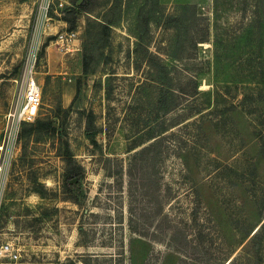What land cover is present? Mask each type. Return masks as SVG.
Listing matches in <instances>:
<instances>
[{
  "label": "rangeland",
  "instance_id": "374dc122",
  "mask_svg": "<svg viewBox=\"0 0 264 264\" xmlns=\"http://www.w3.org/2000/svg\"><path fill=\"white\" fill-rule=\"evenodd\" d=\"M69 7L0 0V264H264V0H95L65 40Z\"/></svg>",
  "mask_w": 264,
  "mask_h": 264
},
{
  "label": "trees",
  "instance_id": "16d2710c",
  "mask_svg": "<svg viewBox=\"0 0 264 264\" xmlns=\"http://www.w3.org/2000/svg\"><path fill=\"white\" fill-rule=\"evenodd\" d=\"M70 1L72 2V7H69L67 9V12H71L72 16L69 19L64 18L63 20L66 21L70 25L69 30L71 31V30H74L75 28V20H76L75 14H74L75 11L79 10V11L89 12V10L95 5V0H81L79 3H77L79 0H70ZM165 20H166V23L168 22V24H170L171 26H173L175 23L180 22V19L175 14L168 15L167 17H165ZM139 22L143 28L146 27V22L144 23L143 16L140 17ZM200 40H204V39L201 38ZM139 46H142V44L140 43ZM144 49H145V53H148V56L144 57L146 65L148 69L152 71V74H153V77L150 78V81L154 83L153 87L156 88L160 84L161 85L160 90L165 89L161 96L163 98L157 101V104H159L158 110L162 111L163 113L172 111L174 108H176V106L179 105V103L178 101L174 102L175 99H173V96H175V94H174V90L172 88L170 79H166V77H164L168 69L164 64H162V59L157 55V53H152L148 51V48L146 47H144ZM177 50L178 49H175V51L172 52V55H171L172 57L173 56L178 57ZM82 68L84 72L87 71V65L85 62L84 54H82ZM194 89L196 90V85L194 86ZM86 133L88 134V136H93L94 131L91 132L87 130ZM92 142L95 144V141H92ZM79 172H80V169L78 166L71 168V170H69L66 174L67 181H71L72 179L76 178Z\"/></svg>",
  "mask_w": 264,
  "mask_h": 264
},
{
  "label": "built area",
  "instance_id": "2783aa9c",
  "mask_svg": "<svg viewBox=\"0 0 264 264\" xmlns=\"http://www.w3.org/2000/svg\"><path fill=\"white\" fill-rule=\"evenodd\" d=\"M75 34L74 31L66 32L64 39L68 37L69 39ZM62 39V35H60ZM62 41V40H61ZM41 99V88L37 83L33 75H30L26 81L24 98L21 101L17 110L13 113L8 112L5 117L6 120L3 126V139L6 142L15 135L19 125L22 122H33L35 119V109L40 103ZM4 163L0 161V182L3 176ZM0 256L6 257L10 260L16 259L18 257L17 251L10 246L9 243H4L0 246Z\"/></svg>",
  "mask_w": 264,
  "mask_h": 264
},
{
  "label": "water",
  "instance_id": "95a60500",
  "mask_svg": "<svg viewBox=\"0 0 264 264\" xmlns=\"http://www.w3.org/2000/svg\"><path fill=\"white\" fill-rule=\"evenodd\" d=\"M81 0H79L77 3H79Z\"/></svg>",
  "mask_w": 264,
  "mask_h": 264
},
{
  "label": "crops",
  "instance_id": "0c3cea01",
  "mask_svg": "<svg viewBox=\"0 0 264 264\" xmlns=\"http://www.w3.org/2000/svg\"><path fill=\"white\" fill-rule=\"evenodd\" d=\"M68 100V99H67Z\"/></svg>",
  "mask_w": 264,
  "mask_h": 264
}]
</instances>
